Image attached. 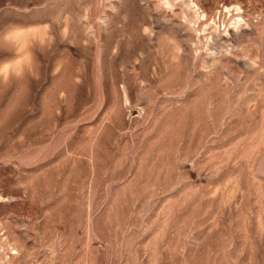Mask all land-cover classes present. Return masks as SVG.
<instances>
[{"label": "rangeland", "instance_id": "1", "mask_svg": "<svg viewBox=\"0 0 264 264\" xmlns=\"http://www.w3.org/2000/svg\"><path fill=\"white\" fill-rule=\"evenodd\" d=\"M0 264H264V0H0Z\"/></svg>", "mask_w": 264, "mask_h": 264}]
</instances>
